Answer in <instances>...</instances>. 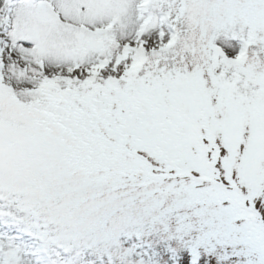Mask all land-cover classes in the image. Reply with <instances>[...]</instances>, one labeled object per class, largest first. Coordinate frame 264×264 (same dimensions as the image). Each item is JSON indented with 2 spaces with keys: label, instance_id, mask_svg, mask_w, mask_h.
Returning <instances> with one entry per match:
<instances>
[{
  "label": "snow or ice",
  "instance_id": "obj_1",
  "mask_svg": "<svg viewBox=\"0 0 264 264\" xmlns=\"http://www.w3.org/2000/svg\"><path fill=\"white\" fill-rule=\"evenodd\" d=\"M0 264H264V0H0Z\"/></svg>",
  "mask_w": 264,
  "mask_h": 264
}]
</instances>
